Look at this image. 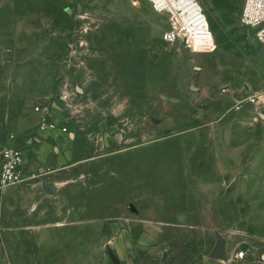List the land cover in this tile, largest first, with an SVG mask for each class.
<instances>
[{
    "label": "rangeland",
    "instance_id": "obj_1",
    "mask_svg": "<svg viewBox=\"0 0 264 264\" xmlns=\"http://www.w3.org/2000/svg\"><path fill=\"white\" fill-rule=\"evenodd\" d=\"M197 1L209 53L167 43L146 0H0V150L34 154L39 131L90 160L75 172L92 175L95 222L65 238L95 241V264H114L109 247L122 264H264V45L245 0Z\"/></svg>",
    "mask_w": 264,
    "mask_h": 264
},
{
    "label": "crops",
    "instance_id": "obj_2",
    "mask_svg": "<svg viewBox=\"0 0 264 264\" xmlns=\"http://www.w3.org/2000/svg\"><path fill=\"white\" fill-rule=\"evenodd\" d=\"M40 135L39 131L27 134L35 153L23 150L25 182L0 191V264H95V241L79 235L65 238L69 230L79 234L81 227L89 230L95 222L85 215L93 211L94 199L80 195L81 182L92 175L75 172L90 160L71 158L69 162L70 152L53 145L57 136L50 135L43 142ZM69 135L72 140L76 137ZM46 183L55 186V195L45 191ZM130 210L138 212L133 206ZM81 214L85 219L81 220ZM119 225L124 228L121 222ZM109 250L115 254L111 247Z\"/></svg>",
    "mask_w": 264,
    "mask_h": 264
},
{
    "label": "built area",
    "instance_id": "obj_3",
    "mask_svg": "<svg viewBox=\"0 0 264 264\" xmlns=\"http://www.w3.org/2000/svg\"><path fill=\"white\" fill-rule=\"evenodd\" d=\"M138 4L141 0H131ZM154 11L167 15L170 29L165 34L167 43L187 42L198 53L212 52L215 39L208 16L197 0H146ZM241 25L255 33L258 41L264 45V0H245L240 17ZM47 106L40 105L37 111L45 113ZM42 130L60 131L70 134L66 127L56 124H44ZM25 156L21 149L5 147L0 150V191L7 187L25 182Z\"/></svg>",
    "mask_w": 264,
    "mask_h": 264
},
{
    "label": "water",
    "instance_id": "obj_4",
    "mask_svg": "<svg viewBox=\"0 0 264 264\" xmlns=\"http://www.w3.org/2000/svg\"><path fill=\"white\" fill-rule=\"evenodd\" d=\"M4 56H7V55L4 54ZM40 104L43 106H48L50 104V99L45 98L40 102ZM43 188L49 194L55 195L57 193L55 186H52L51 184L46 183V184H44ZM109 255H110L112 261L114 262V264H121V262L119 261L117 256L111 250H109ZM211 256L213 259L220 260V261H227L228 260L227 249H226V240L223 236L218 235V243H217V246H216V248H215V250Z\"/></svg>",
    "mask_w": 264,
    "mask_h": 264
}]
</instances>
